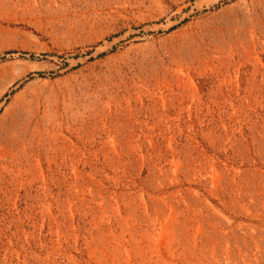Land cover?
<instances>
[{"label":"rangeland","instance_id":"obj_1","mask_svg":"<svg viewBox=\"0 0 264 264\" xmlns=\"http://www.w3.org/2000/svg\"><path fill=\"white\" fill-rule=\"evenodd\" d=\"M0 264H264V0H0Z\"/></svg>","mask_w":264,"mask_h":264}]
</instances>
